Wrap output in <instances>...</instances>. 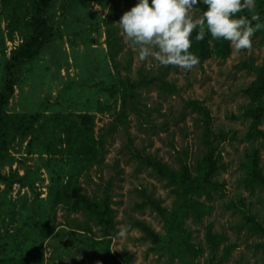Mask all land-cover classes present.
Instances as JSON below:
<instances>
[{
	"label": "rangeland",
	"instance_id": "obj_1",
	"mask_svg": "<svg viewBox=\"0 0 264 264\" xmlns=\"http://www.w3.org/2000/svg\"><path fill=\"white\" fill-rule=\"evenodd\" d=\"M135 3L50 4L52 37L23 62L5 106L11 116L35 114L38 120L34 132L9 135L0 144V171L16 179L11 185L0 180V264L10 258L17 264H264V233L252 229L249 220L252 216L264 227V186L250 184L255 148L264 174V113L254 125L249 112L264 105V91L256 85L264 70V30L253 35L250 48L236 52L229 46L226 56L223 39L209 37L211 56L188 71L163 67L151 58L139 61L123 38L117 23ZM7 12L0 0V92L28 35V29L9 32ZM254 12L264 23V0H256ZM140 67L165 73L177 91L139 88L123 110L122 82L127 75L136 78ZM193 99L211 111L224 165L212 183L203 182L197 168L207 148L199 115L186 104ZM137 151L173 168L179 156L187 157L193 179L184 187L167 186L139 163ZM109 180L117 222L111 254L103 242L79 244L73 234L77 221H89L96 239L102 231L68 202L78 189L103 196ZM140 189L157 198L163 212L139 206ZM50 217H56L54 231L39 232L36 222L40 227ZM136 220L152 226L159 241L148 239ZM122 225L126 231L120 235Z\"/></svg>",
	"mask_w": 264,
	"mask_h": 264
},
{
	"label": "trees",
	"instance_id": "obj_2",
	"mask_svg": "<svg viewBox=\"0 0 264 264\" xmlns=\"http://www.w3.org/2000/svg\"><path fill=\"white\" fill-rule=\"evenodd\" d=\"M53 0H4L7 15L9 18V32L17 28L19 30L28 29V35L22 44L19 46L17 52L14 55L15 62L11 63L12 73L5 80L4 89L0 92V144L2 145L9 135H15L19 132L26 134V132H34L35 127L33 122L38 120L37 115L29 114L25 116H11L6 112L5 106L8 103L10 96L14 92V85L20 80V74L22 72V64L26 59L34 58L38 55L40 49L51 39L53 31L50 26L46 13ZM206 6L202 3L198 5L200 10H204ZM20 11V12H19ZM13 24V25H11ZM195 35V31L192 34ZM209 37L207 33L201 41H193L191 48L189 49L196 57H198V63L203 62L211 56V48L209 45ZM230 52L229 44L223 40V56L228 55ZM126 82H122L120 89L122 96L123 110L128 106V98H136V90L139 88H146L155 86L159 91L173 93L177 91L175 83L171 82L166 74L163 72H153L151 69L140 67L137 72V77L132 78L129 75L125 78ZM258 91H264V70L261 72L259 81L256 83ZM132 101V100H131ZM130 101V104H131ZM186 104L198 113L196 121L201 124L203 129L202 142L207 148L206 153L198 163V171L200 173L201 180L206 183H212V178L217 171L224 166L221 163V154L216 152L217 145L215 144L217 135L211 128L212 115L210 109L200 100H187ZM137 107H135L136 109ZM139 110V109H138ZM253 116V124L257 125L261 116L264 113V105L259 106L253 110H249ZM12 117V118H11ZM32 124H29L28 122ZM139 159V163L143 166L151 168V170L161 179L165 180L167 186L184 187L189 184L193 179L192 165L187 160V157L179 156V166L177 168L171 167L167 162L160 159L158 156L150 152L137 151L135 154ZM187 155V154H186ZM259 150L255 148L251 155V179L250 184L253 185L256 182L264 186V174L261 171ZM0 180H3L7 184H13L15 179L14 175H6L0 171ZM19 181L23 180V177L18 178ZM112 181H108L107 186L104 189L103 196L92 197L81 190H76L71 196L72 200L68 201L71 204L73 211H80L84 215L98 224L102 231V239H96L91 234V224L89 221H77V226L74 227V235L79 236V244L95 246L97 244L105 243V250L110 253V241L117 233V222L115 219V209L112 206L111 196ZM141 195L144 200L139 204L141 207L150 206L156 209L158 212H163L164 208L161 206L160 201L152 194H148L146 190L140 189ZM56 217H50L49 222H41L39 227L35 225V228L39 229V232L47 230V234L52 233L55 229ZM252 222V229L257 232L264 233V227L254 217L249 219ZM135 224L140 228L144 235L152 242L159 241L158 233L147 224L145 221L136 220ZM80 230L84 231L83 234L77 233ZM89 245V246H90ZM230 248V247H229ZM111 254V253H110ZM10 262L6 261V264H17L18 260L10 258ZM20 264H26L20 262Z\"/></svg>",
	"mask_w": 264,
	"mask_h": 264
},
{
	"label": "clouds",
	"instance_id": "obj_3",
	"mask_svg": "<svg viewBox=\"0 0 264 264\" xmlns=\"http://www.w3.org/2000/svg\"><path fill=\"white\" fill-rule=\"evenodd\" d=\"M201 3L206 6L202 12L198 8ZM255 3L256 0H136L117 24L139 61L151 58L160 66L173 65L188 71L198 63V57L189 49L206 33L214 40L227 41L236 52L251 47L253 35L264 30V23L254 12ZM194 9L198 15H194ZM245 10L249 15H237ZM125 231L126 226H120L119 234Z\"/></svg>",
	"mask_w": 264,
	"mask_h": 264
}]
</instances>
